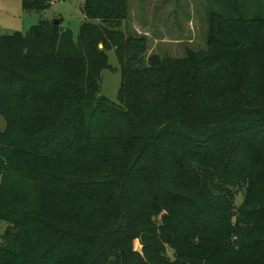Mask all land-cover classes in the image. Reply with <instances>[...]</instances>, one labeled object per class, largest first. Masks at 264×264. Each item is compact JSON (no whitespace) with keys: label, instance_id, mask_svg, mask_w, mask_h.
Listing matches in <instances>:
<instances>
[{"label":"trees","instance_id":"obj_1","mask_svg":"<svg viewBox=\"0 0 264 264\" xmlns=\"http://www.w3.org/2000/svg\"><path fill=\"white\" fill-rule=\"evenodd\" d=\"M23 5L42 10L50 0ZM209 9L208 49L175 59L152 54L140 86L131 64L147 46L121 30L129 0H85L77 42L69 29L42 20L26 33L0 36V113L7 121L0 130V217L18 228L0 242V264H264V101L255 87H217L223 66L243 60L244 69L264 67V0H211ZM111 45L127 62L122 106L95 97ZM209 98L225 112L200 109ZM210 123L236 126L218 134ZM96 146L103 159L115 150L121 162L119 214L100 241L50 226L79 214L88 193L56 174L58 157ZM12 177L28 183L12 186ZM132 237L141 238L147 259L124 253ZM165 244L173 263L162 256Z\"/></svg>","mask_w":264,"mask_h":264},{"label":"rangeland","instance_id":"obj_2","mask_svg":"<svg viewBox=\"0 0 264 264\" xmlns=\"http://www.w3.org/2000/svg\"><path fill=\"white\" fill-rule=\"evenodd\" d=\"M224 0H216L217 5ZM211 0H129V15L123 20L121 30L125 37L133 36L146 39V50L140 53L137 62H132L131 66L139 72L135 78L137 86L142 85V74L149 65V57L152 54H159L163 59L183 58L189 54H200L208 49L209 37V17ZM85 0H50V5L42 10H27L24 8L23 0H0V36L15 32L26 33L29 29L42 21L52 24L59 19V26L62 30L69 29L73 34L75 42L78 41L80 27L86 20L84 13ZM224 6V5H222ZM100 48H104L103 43H99ZM107 65L101 70L100 86L95 93L96 100L105 99L114 106H122L119 91L123 83L124 61L119 57L117 47L111 45L106 49ZM129 55V54H128ZM225 65L216 63L217 66ZM224 78L217 87H255L257 98L264 101V67L261 65H248L244 69L243 60L239 63H231L226 69L223 66ZM219 90V91H220ZM215 99V98H214ZM216 100V99H215ZM257 100V101H258ZM264 104V103H263ZM200 109L210 108L215 113H223L226 108L218 105L213 100L203 99L198 102ZM50 120L46 124L47 129L53 125ZM49 124L51 126L49 127ZM214 125L217 133L220 130L235 128L227 123H210ZM7 121L0 113V130H5ZM229 133H226L227 135ZM220 137V136H218ZM102 147H97L90 152H82L74 157L72 153L66 152L58 157L56 174L67 175L70 182H80L86 187L88 193L85 194L84 204L81 211L72 219L51 220L53 226L61 228L63 231L83 233L86 237H98L103 231L110 232L115 227V220L118 217V198L116 180L120 175L121 162L117 151L113 150L106 159ZM62 159V162L60 163ZM103 159V160H102ZM148 162V160H145ZM65 170H68L66 172ZM8 182L12 186L17 183H28V178L21 182L12 177ZM95 186H89L94 185ZM128 194L133 191V182H127L124 187ZM244 203V190L236 192L234 198V209H238ZM32 209V201L29 203ZM36 214V212H35ZM38 219V216H36ZM157 224H160V217H154ZM232 222L237 224V215ZM35 223L33 227H39ZM9 220L0 217V242L4 243V236L8 230L16 232ZM47 231L50 228H46ZM128 238L122 237L120 240ZM238 240L237 235L231 237V243ZM124 253L130 255L137 253L142 259H147L145 246L140 237H132L130 244L124 247ZM130 252V253H129ZM165 261L175 262L176 256L173 248L165 244L162 253ZM164 262V261H163ZM165 264V262H164Z\"/></svg>","mask_w":264,"mask_h":264},{"label":"water","instance_id":"obj_3","mask_svg":"<svg viewBox=\"0 0 264 264\" xmlns=\"http://www.w3.org/2000/svg\"><path fill=\"white\" fill-rule=\"evenodd\" d=\"M55 23H56V24H59V23H60L59 19H56V20H55Z\"/></svg>","mask_w":264,"mask_h":264}]
</instances>
